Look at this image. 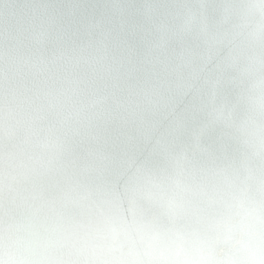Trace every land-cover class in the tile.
I'll return each instance as SVG.
<instances>
[{"label":"clouds","instance_id":"obj_1","mask_svg":"<svg viewBox=\"0 0 264 264\" xmlns=\"http://www.w3.org/2000/svg\"><path fill=\"white\" fill-rule=\"evenodd\" d=\"M0 264H264V0H0Z\"/></svg>","mask_w":264,"mask_h":264}]
</instances>
